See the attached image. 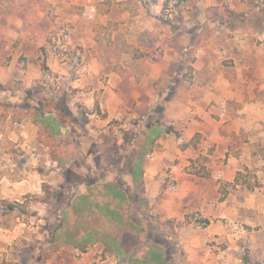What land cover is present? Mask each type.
Wrapping results in <instances>:
<instances>
[{
	"label": "rangeland",
	"instance_id": "374dc122",
	"mask_svg": "<svg viewBox=\"0 0 264 264\" xmlns=\"http://www.w3.org/2000/svg\"><path fill=\"white\" fill-rule=\"evenodd\" d=\"M246 168L258 187L219 201ZM89 211L120 225L96 240ZM148 244L264 264V0H0V264H133Z\"/></svg>",
	"mask_w": 264,
	"mask_h": 264
},
{
	"label": "trees",
	"instance_id": "16d2710c",
	"mask_svg": "<svg viewBox=\"0 0 264 264\" xmlns=\"http://www.w3.org/2000/svg\"><path fill=\"white\" fill-rule=\"evenodd\" d=\"M35 123H39L37 118H35ZM44 124L45 123H40L38 126H43ZM46 134L52 141H56V142L58 141V139L56 138L57 132L54 133L52 129H51V132L47 130ZM201 138L202 137L199 133L194 134V136L188 142L182 143L181 145L182 150H185L189 147L192 149H197L201 141ZM252 146H256V145H252ZM251 154L252 156H255L257 154V150L253 148ZM208 161L209 160L207 156H204L201 154L198 155L195 159L190 160L189 162L190 164L188 166L189 168L188 173L194 176L200 177V178H204V179L209 178L210 172L207 167ZM229 185H231L233 188L235 186L240 185L248 191H253L254 189L258 187L259 184L255 180L253 174L247 168L244 169L243 171H238L235 174L234 180L231 184H223L222 186H220L219 201H223L225 199L228 193ZM6 208L8 211H14V210L16 211L17 208H22V204H19L17 202L6 203ZM85 216H86L85 219L88 221V223L93 225V228H96L97 235L95 236L93 233H91V236H95L96 240H99V241H104L105 237H109L110 235L106 233L104 230L99 229V222L101 218H102V222H104V220L106 219V223H108L109 225L111 224H114L117 226L120 225L119 219L116 220L112 218L111 216H108L107 214L106 215L105 214H95L93 213V211H89L85 214ZM116 239H117L116 237H112L110 238L108 242L114 243ZM86 243H87V240H84L81 244L77 243L76 245H79L80 248L84 249ZM120 249H118V252L114 250L118 258L122 257L123 255V252ZM138 252H139L138 255L141 256L139 258L140 261H135V263H138V264H169L165 260L163 250H161L156 245H153V244L143 245L142 248L138 250Z\"/></svg>",
	"mask_w": 264,
	"mask_h": 264
}]
</instances>
